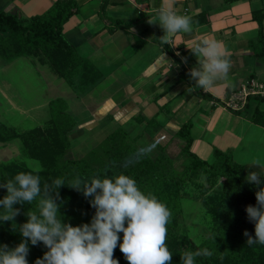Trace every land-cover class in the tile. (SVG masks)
I'll use <instances>...</instances> for the list:
<instances>
[{"label":"crops","instance_id":"1","mask_svg":"<svg viewBox=\"0 0 264 264\" xmlns=\"http://www.w3.org/2000/svg\"><path fill=\"white\" fill-rule=\"evenodd\" d=\"M56 1L0 0V9L27 22ZM74 1L79 10L65 22L64 33L76 59L99 78L84 89L60 77L41 54L0 57L1 131L30 129L3 123L7 111L42 124L62 110L76 121L69 133L72 158L85 157L123 128L152 156L164 147L180 172L185 140L178 132L190 121L192 150L200 158L213 162L214 150L220 148L247 165L248 172L262 173L264 126L244 109L253 97L248 110L258 105L264 111V93L250 94L239 109L229 101L251 80L264 84V18L261 23L254 17L256 10L264 8V0H174V10L192 18L194 31L171 37L168 44L160 39L164 34L158 23L162 0ZM201 38L220 42L231 63L227 81H218L207 91L183 76L184 69L190 72L197 65V58L181 51ZM23 150L20 137L0 138V161L19 160Z\"/></svg>","mask_w":264,"mask_h":264},{"label":"trees","instance_id":"2","mask_svg":"<svg viewBox=\"0 0 264 264\" xmlns=\"http://www.w3.org/2000/svg\"><path fill=\"white\" fill-rule=\"evenodd\" d=\"M225 1L232 3L241 0ZM78 10L74 0H58L45 13L34 15L26 22L18 14L0 9V57L9 60L21 55L33 58L41 54L44 60L52 64L60 77L71 81L78 76L77 86L84 89L94 84L99 78L98 73L76 59L75 49L64 33L65 22ZM254 17L262 23L264 8L256 10ZM260 34L262 40V27ZM181 52L186 56L192 54L190 49ZM183 76L190 78L186 69L183 70ZM252 98H249L250 101ZM250 101L244 111L254 122L264 126V111L258 105L249 111ZM60 111V116H54L45 124L25 131L5 133V130L3 132L0 129V138L8 140L11 136L20 137L29 158L40 160L43 165L44 169L39 173L41 178L51 182L56 178L65 181L58 192L70 200V213L77 216V221L83 217L92 218L95 209L89 204L91 198H85L82 192L70 187L71 182L77 178L87 181L96 176L102 178L105 175L112 177L124 174L133 178L144 194L154 195L169 209L171 215L166 226V245L173 253L171 264H181L180 254L186 250L195 251L197 248H207L213 254L211 257H198L196 264H264V245L257 243L249 246L246 243L247 237L243 234L247 230L251 236H255L254 223L248 220L245 211L247 205L256 204L257 191L255 185L246 182L248 166L236 162L230 152L220 148H215L213 162L200 158L192 150L190 121L178 132L185 140V161L183 169L178 172L174 160L164 153V147L160 148L161 152L157 156H152L140 149L135 140L130 141L123 128L109 134L85 157L72 158L68 155L71 147L69 133L76 121L69 114ZM23 164L17 160L0 161V184L13 179L19 172L30 170ZM261 175L264 176V170ZM220 177L225 178L221 184ZM198 181L204 188L200 201L211 214L210 233L200 243L187 234L180 235L176 230L180 213V193L187 184ZM41 187L43 188V183ZM6 194V189L0 188V199ZM37 202L34 200L31 205L27 203L23 204V207L26 211L30 210L36 207ZM9 224L10 222L0 221V244L14 248L23 237L18 225L13 235L9 236L8 230L14 229ZM78 225H81L80 222ZM118 235L121 239L114 250L113 258L117 259L119 264H128L119 250L123 233ZM179 235L182 241L179 240ZM28 246L29 254L34 253L30 242ZM44 252L45 249L40 250L31 260L28 256L27 261L34 264L37 258H42Z\"/></svg>","mask_w":264,"mask_h":264},{"label":"clouds","instance_id":"3","mask_svg":"<svg viewBox=\"0 0 264 264\" xmlns=\"http://www.w3.org/2000/svg\"><path fill=\"white\" fill-rule=\"evenodd\" d=\"M174 0H162L158 9V23L164 34L160 37L164 44L178 34L194 31L192 18L178 14L173 7ZM149 23H153L149 20ZM197 58V65L190 69L189 77L194 87L207 91L218 81H227L231 63L220 42L201 38L192 42L189 48ZM29 171L17 173L13 179L0 188L7 194L0 199V221H13L20 214L16 204H32L37 200V208L26 213L27 222L19 226L22 241L14 248L0 245V264H28L29 242L32 246L42 243L48 251L34 264H119L113 258L120 241L119 250L128 264H171L172 252L166 245L167 223L171 215L169 209L154 195L144 194L136 181L124 174L90 180L75 179L70 187L91 198L89 204L95 209L89 223L73 226L63 223L59 212L58 189L65 184L56 178L49 185L41 187L39 162L29 165ZM260 172L250 171L246 182L257 187L256 204L247 205L245 211L254 223L255 236L247 230L246 243L264 245V180ZM126 225V226H125ZM207 248L186 250L181 264H196L198 257H211Z\"/></svg>","mask_w":264,"mask_h":264},{"label":"rangeland","instance_id":"4","mask_svg":"<svg viewBox=\"0 0 264 264\" xmlns=\"http://www.w3.org/2000/svg\"><path fill=\"white\" fill-rule=\"evenodd\" d=\"M73 80H74L75 84L77 85V83L79 82L78 76H75L73 78ZM5 116H6V119H4V121L1 120L3 123L7 124V122H8L10 125H16V123H17L19 125V128H21V129L33 128L35 126L45 124L46 121L50 120V119H46V121H42V124H39L37 122V120H35V119H20V116H18L16 113L11 112L10 114H8V111L6 112ZM5 133H7V132H5ZM129 139H130V141L132 140L131 138H129ZM23 151H24L23 157L21 159L17 160V161H19V163L22 162L25 164V165L23 164L24 166L29 168L30 164H32L34 162H39V164L42 166V170L44 169L40 160H37L34 158L33 159L29 158L27 151L25 149ZM72 156H74V155H72ZM64 159H65V157H64ZM20 160H22V161H20ZM224 179H225L224 177H220L219 178V184H221L224 181ZM49 181L50 180H47L44 177L41 178V184L43 183V185L45 183H48L49 185L52 184V182L51 181L49 182ZM203 190H204V188L199 184V181L198 182H190L189 184H187V186H185V188L182 190V192L180 193V196H179L181 203H180V213H179V218H178V226H177L176 230L178 231V233L180 235H182V234L189 235L194 241H196L198 243H200L205 237H207L209 235L210 227H211V214L205 210V208L202 206V203L200 201V197L203 196ZM58 203L60 205L59 212H60L61 219H62L63 223H68V224H71L73 226H77L79 222H80V224L90 222L91 218L89 216L85 217V218L84 217L80 218V220L77 221V216L71 215V213H70L71 202L68 199V197L63 196L62 193H61V195H59ZM24 204H27V202H25ZM14 207L20 209V214L14 218L15 220H13V223L11 221H7V222H10L9 225H12L10 227L14 228V229L8 230L9 236L13 235V231L17 227L16 225H18V227H19V225H22L28 219L26 213L29 210L26 211V209H24V207H23V204H16V205H14ZM36 208H37V205L35 208H32V210L35 211ZM0 212H2L1 209H0ZM171 225H173V224H171ZM4 228L6 229V227H4ZM3 231H4V229H3ZM180 235H179V240L182 241V238ZM8 247L12 248V246H8ZM32 249L35 252L34 253L30 252V254L28 255L30 257V260L36 254L38 255V252L40 250L45 249L46 251H48V249L42 243H39L36 248L32 246ZM28 264H30V263L28 262Z\"/></svg>","mask_w":264,"mask_h":264},{"label":"built area","instance_id":"5","mask_svg":"<svg viewBox=\"0 0 264 264\" xmlns=\"http://www.w3.org/2000/svg\"><path fill=\"white\" fill-rule=\"evenodd\" d=\"M257 93H264V84L251 80L249 83L243 84L241 89L233 94L234 96L229 101V105L233 108L239 109L243 103H246L250 94Z\"/></svg>","mask_w":264,"mask_h":264}]
</instances>
